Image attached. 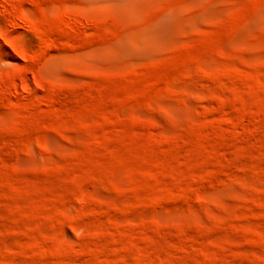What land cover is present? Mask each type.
<instances>
[{"label": "rangeland", "instance_id": "374dc122", "mask_svg": "<svg viewBox=\"0 0 264 264\" xmlns=\"http://www.w3.org/2000/svg\"><path fill=\"white\" fill-rule=\"evenodd\" d=\"M0 264H264V0H0Z\"/></svg>", "mask_w": 264, "mask_h": 264}, {"label": "bare ground", "instance_id": "6f19581e", "mask_svg": "<svg viewBox=\"0 0 264 264\" xmlns=\"http://www.w3.org/2000/svg\"><path fill=\"white\" fill-rule=\"evenodd\" d=\"M93 1V0H92ZM129 39V38H128ZM132 39V38H131ZM130 39V40H131ZM145 41L146 40H144V39H139L138 41H136V46H138V47H140V48H143V46H144V44H145ZM133 42V40L131 41V43ZM135 42V41H134ZM127 48H129V47H127L126 45H122V49H123V51L124 52H128V49ZM134 49H136V48H134Z\"/></svg>", "mask_w": 264, "mask_h": 264}]
</instances>
